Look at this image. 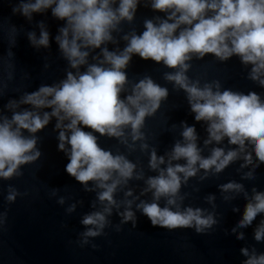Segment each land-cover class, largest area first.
Wrapping results in <instances>:
<instances>
[{
    "label": "water",
    "instance_id": "95a60500",
    "mask_svg": "<svg viewBox=\"0 0 264 264\" xmlns=\"http://www.w3.org/2000/svg\"><path fill=\"white\" fill-rule=\"evenodd\" d=\"M22 3L35 0H0V123L25 111L41 117L51 114V107L36 108L22 101L41 87L62 86L69 73L78 78L93 65L110 69L104 49L117 55L123 53L130 39L146 30L147 21L157 26L164 21L174 22L169 19L173 10L155 9L154 0H138L133 18L121 19L110 30L112 39L100 47H82L81 51L88 53L86 62L73 67L57 40L68 23L53 14L56 5L32 12L29 18L22 11H15ZM119 4L120 0H112L110 7L115 11ZM185 27L188 26L181 25L176 34ZM43 31L49 34L47 46L31 39L34 34L38 41ZM190 56L185 62L189 67L184 70L131 54L122 69L127 79L120 99L127 101L136 86L148 78L168 92L156 111L145 116L138 138L134 139L131 125L122 126L121 136L101 134L80 125L97 137L102 149L135 165L130 178L125 180L114 174L106 182L120 179L113 194L114 204L100 200L105 189L97 181L85 184L66 171L71 146L65 142L66 150H61L59 136L64 131L70 137L71 130L66 128L70 120L61 122L51 116L49 123L36 133L22 130L24 137L36 140L30 154L38 150L40 156L21 164L12 177H0V264H247L251 257L264 255V238L256 239V232L264 227V212L251 224H240L246 206L255 203L257 193H264V161L258 159L248 139L243 146L230 143L227 136L220 141L212 139L210 122L196 120L187 91L167 79L170 74L184 71L188 82L201 89L210 86L213 92L231 90L241 94L254 91L264 101V69L253 78V63L243 62L238 54L226 60L214 53ZM136 111L132 107L133 114ZM58 123H62L60 128ZM186 127L195 128V143L202 158H210L217 148L225 154L234 150L237 156L220 171L214 165L204 169L197 162L194 175L185 177L178 173L181 186L175 195L156 200L149 180L161 172L166 174L169 166L187 163L184 158L172 159L175 146L188 143L183 137ZM153 152L157 158H164V163L155 169L151 167ZM246 155L251 156L250 161ZM228 183L241 187L225 189ZM13 194L15 198L10 200L8 197ZM169 199L175 203L169 204ZM151 203L180 212L200 209L204 217L212 216L215 223L202 231L195 224L173 229L153 225L141 207ZM106 207L111 211L106 212ZM129 210L134 219L125 220L124 214ZM97 212L106 217L103 229L83 223L86 216ZM90 229L99 234L86 236Z\"/></svg>",
    "mask_w": 264,
    "mask_h": 264
},
{
    "label": "clouds",
    "instance_id": "9594fccd",
    "mask_svg": "<svg viewBox=\"0 0 264 264\" xmlns=\"http://www.w3.org/2000/svg\"><path fill=\"white\" fill-rule=\"evenodd\" d=\"M111 2L112 0H35V3H22L15 11H22L30 18L32 12L55 4L53 14L66 19L68 23V27L61 29L62 36H58L57 40L73 67H76L85 63L88 56L81 48L100 47L105 41L111 40L110 30L121 19L133 18L138 0H120L119 8L115 11L110 7ZM153 7L161 11L173 10L169 19L174 22L164 21L157 26L152 21H147L146 30L141 35H134L123 53L117 55L104 49L105 60L112 65L110 69L93 65L78 78L69 73L62 86L41 87L22 101L36 108L51 107V114L45 113L41 117L25 111L15 113L10 121L5 118L0 123V177H12L21 164L34 161L40 156L38 150L30 154L36 147V140L24 137L22 130L36 133L49 123L51 116H56L61 122L70 120L66 125L71 130L70 137L64 131L59 136L61 150H66L65 142L71 146L66 171L85 184L90 180L97 181L98 186L105 189L100 194V200L114 204L113 194L120 179H115L112 183L106 182L114 174L125 180L130 178L135 165L122 156H114L102 149L97 143V137L91 132H85L80 125L110 136H121L122 126L131 125L136 134L134 139L138 138L145 116L156 111L168 92L148 78L136 86L134 95L128 96L127 101L120 99L119 94L127 79L122 69L126 68L131 54L136 53L144 59L151 58L157 62L163 61L169 67L179 66L184 70L189 67L185 62L191 59V53H198L200 56L214 53L222 60L238 54L243 62L253 63V78L264 69V0H154ZM209 11L214 14L208 16ZM181 25L188 27L177 35V29ZM31 39L39 45L49 44L47 31L42 32L38 41L34 34ZM167 79L174 80L187 91L196 120L210 122L212 139L220 141L227 136L230 143L241 146L248 139L253 143L258 159L264 161V101L256 92H213L210 86L201 89L188 82L184 71L170 74ZM261 82L264 83V80ZM142 101L147 103L142 104ZM132 107L137 110L135 114ZM61 126L62 123L57 124L58 128ZM183 137L188 143L177 144L172 159L184 158L186 165L169 166L166 174L161 172L160 176L149 180L150 187L155 189L156 200L161 196L175 195L181 186L178 173H184L185 177L194 175L197 162L204 169L214 165L220 171L237 156L234 150L225 154L222 149L217 148L210 158H202L195 143V128L186 127ZM245 159L250 161L251 156L246 155ZM163 163L164 158H157L153 152L151 167L155 169ZM240 187L235 183L224 185L225 189ZM8 198L12 200L15 196L13 194ZM254 199L255 203L246 206L243 220L240 221L242 226L251 224L259 213L264 212V193H257ZM168 203L174 204L175 200L169 199ZM141 207L153 225L170 229L195 224L197 230L202 231L215 223L212 216L204 217L200 209L188 208L180 212L169 207L161 208L158 203L142 204ZM105 211L110 212V207H106ZM124 218L132 220L134 213L129 210ZM105 222L106 217L100 212L88 215L83 220L85 225H96L98 229H103ZM98 234V230L90 229L86 236ZM262 238L264 227L256 232V239ZM244 252L247 255L246 249ZM247 264H264V255L251 257Z\"/></svg>",
    "mask_w": 264,
    "mask_h": 264
}]
</instances>
